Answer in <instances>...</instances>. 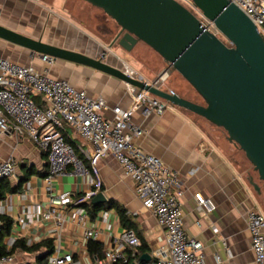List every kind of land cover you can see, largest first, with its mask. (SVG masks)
<instances>
[{"label":"crops","instance_id":"crops-1","mask_svg":"<svg viewBox=\"0 0 264 264\" xmlns=\"http://www.w3.org/2000/svg\"><path fill=\"white\" fill-rule=\"evenodd\" d=\"M67 1L0 0V23L58 46L93 57L104 56L106 62L125 73L148 80L169 68V64L153 48L156 53L152 56L153 70L136 59L132 60L129 55L117 53L110 48L118 28L116 21L112 23L104 17L99 26L104 35H100L92 31L87 22L71 16L65 7ZM0 56L33 66L39 71L47 69L51 77L67 80L90 96L103 99L109 106L103 115L110 120L114 118L115 106L130 108L133 105L134 93L139 89H133L129 83L119 78L79 63L56 59L53 64L48 65L40 59L39 53L1 38ZM161 89H172L180 96L200 103L192 92L188 90V95L184 96L169 81ZM35 100L41 103L40 96H36ZM133 121L146 129V133L137 138L136 143L145 152L159 157L178 172L181 188L185 192V228L190 238L203 244L207 264H255L248 215L252 211L264 214V186L259 174L247 166L249 160L245 152L229 140L225 129L173 104L161 115L152 114L146 117L142 111H136ZM65 133L71 140L76 141L77 154L83 156L82 159L86 160L85 164L91 170L88 154L92 152V145L80 135L74 134V130L68 125L63 131ZM11 156L17 162L16 173L0 183V195H4L0 202L11 205V210L2 216L10 217L14 221L11 233L5 237L4 242L11 248L17 240L23 239L27 245H32L51 239L55 249L54 237L48 233L47 224L41 215L34 216L25 226L16 219L24 205L38 203L42 209L48 207L49 192L45 181L49 173L48 154L30 136L7 132L0 136V162ZM99 169L104 180L101 192L105 193L108 200L114 199L127 209V213L136 223L134 232L141 242L144 240L149 244L148 253L152 256L153 247L158 245L160 238L165 237L164 229L152 211L144 206L137 195L135 182L126 175L124 167L113 154L100 160ZM25 177L27 180L22 183L20 190L11 192L10 188L19 186ZM251 178L261 186L260 192L251 183ZM54 188L56 191H71L78 198L84 195L90 185L83 177L68 174L56 177ZM197 194L211 199L216 204V209L211 212L200 211ZM87 215L88 220L84 227L71 220L65 223L61 246L63 252L73 253L72 264H90L97 256L103 255H92L89 249L90 240L98 241L105 247L110 232L124 230L116 209L101 210L95 218L88 211ZM87 228L97 229L98 238H86ZM46 252V247L38 251L18 248L12 254L11 262L0 261V264H37L38 256ZM218 255L221 256V261L217 260Z\"/></svg>","mask_w":264,"mask_h":264},{"label":"built area","instance_id":"built-area-1","mask_svg":"<svg viewBox=\"0 0 264 264\" xmlns=\"http://www.w3.org/2000/svg\"><path fill=\"white\" fill-rule=\"evenodd\" d=\"M177 1L190 9L206 30L219 37L222 35L215 23L204 15L193 0ZM231 1L251 18L264 37V0ZM40 59L48 65L56 60L41 54ZM172 69L169 65L168 69L151 80L140 77L147 84L162 88ZM130 86L135 89V86ZM169 92L176 93L172 89ZM36 96L41 97V103L35 100ZM171 106L172 103L168 100L139 88L134 93L133 105L130 108L115 106L114 118L110 120L103 115L109 108L103 99L90 96L67 80L51 77L47 69L39 71L33 66L0 56V136L7 132L28 135L48 154L49 173L45 178L49 192L48 207L42 209L38 203L24 205L16 218L25 226L34 216H42L48 233L54 237L55 242V249L45 264L74 262L73 253L63 252L61 246L65 223L71 220L79 226L86 225L87 210L81 204L90 202L101 192L104 180L99 163L109 154L117 158L126 175L133 179L138 197L152 211L165 231L164 239L160 238L158 245L153 247L152 258L147 264H207L203 244L190 238L185 228V192L181 188L178 172L159 157L145 152L136 143V139L143 136L146 129L133 121L134 113L142 111L146 117L161 115ZM67 125L72 127L74 134L80 135L92 145V152L88 154L91 170L79 157L75 146L65 139L63 131ZM16 169L14 157L1 161L0 183L14 176ZM68 174L81 176L90 185L84 195L75 198L71 191L55 190V178ZM28 188L29 184L26 185V189ZM196 200L200 211L211 212L216 209V204L211 199L197 194ZM9 210L10 204L0 202V230L3 224L1 216ZM104 217H107L106 214ZM248 227L252 237L254 263L264 264V214L250 212ZM85 236L97 239L99 232L95 228H87ZM141 243L139 236L131 229L110 232L103 255L97 256L90 264L126 261V250H137ZM216 258L221 261V256ZM12 260V255L0 256L1 262Z\"/></svg>","mask_w":264,"mask_h":264},{"label":"water","instance_id":"water-1","mask_svg":"<svg viewBox=\"0 0 264 264\" xmlns=\"http://www.w3.org/2000/svg\"><path fill=\"white\" fill-rule=\"evenodd\" d=\"M102 9L118 28L110 44L130 52L144 42L178 71L203 98L197 103L147 84L104 60L15 31L0 23V38L34 53L79 63L119 78L185 108L225 129L253 164L264 186V37L231 0H193L224 37L206 30L177 0H85ZM260 192L261 186L251 178ZM99 192L92 203L107 202ZM152 258L145 253L139 261ZM132 264H140L133 262Z\"/></svg>","mask_w":264,"mask_h":264},{"label":"trees","instance_id":"trees-1","mask_svg":"<svg viewBox=\"0 0 264 264\" xmlns=\"http://www.w3.org/2000/svg\"><path fill=\"white\" fill-rule=\"evenodd\" d=\"M64 137L68 142L72 143L76 147V141L71 140L70 137H68L66 133L64 134ZM76 151L78 153L77 148H76ZM79 157L81 159L83 158L81 154H79ZM83 161L86 162V160H83ZM26 180L27 178L25 177L23 178L19 186L10 188L11 192H16L20 190L22 183H24ZM3 198H4V195L1 194L0 199H3ZM81 206H83L88 211L89 215L92 218H95L101 210L116 209L119 214L120 223L123 226V228L132 229L133 231H135V226H136L135 221L132 219L131 216H129V214L127 213V209L121 206L114 199H110L106 203H97V204L92 203V201L84 202L81 204ZM1 219H2L3 224L0 230V256L12 255L15 252V250L18 248H22L26 251H38V250H41L43 247H46L47 252L42 253L38 256L37 264H45L47 262L49 256L54 251L53 240L47 239L37 244L27 245L26 241L22 239V240H17L11 248H8L4 240L6 236L10 235L14 221L12 218L7 217V216H1ZM103 248L104 246L102 243L95 241V240H90L89 249L92 255H102ZM149 250H150L149 244H147L146 241L143 240L141 243V246L137 250H133L130 248L126 250V257H127L126 261H119L113 264H132L135 261H139L140 257L143 254L148 253ZM139 263L147 264V262L145 261H139Z\"/></svg>","mask_w":264,"mask_h":264},{"label":"rangeland","instance_id":"rangeland-1","mask_svg":"<svg viewBox=\"0 0 264 264\" xmlns=\"http://www.w3.org/2000/svg\"><path fill=\"white\" fill-rule=\"evenodd\" d=\"M48 1H50V0H48ZM79 2H80V5H79ZM65 7H66V9H68V11H70V14L72 17H74L76 19H80L84 22H87L90 29L92 28L91 29L92 31H95L96 33H98L100 35H104V33H102L101 30L99 29L101 21L103 20L104 17L109 19L110 22H112V23L115 22V20L113 21V19H111L110 16H108L102 9H98L97 7L93 6L92 4L88 3L85 0H68L66 2ZM116 26L118 27L117 23H116ZM220 38L225 43H227V45L232 46L231 42L226 37L221 35ZM110 41L111 40H109V42ZM112 49H114V51H116L117 53H124L127 56L128 55L131 56L132 60H135V59L138 60L141 64H144L145 66H147L151 70H153V68H154L152 56L156 53H154L155 51H153V49L145 43H138L134 47V49L130 52H126L117 44L114 45V47ZM168 81L182 95L187 96L188 90H189L190 92H192V94H194V96L198 99V101H200V103H202V104L204 103L203 99L199 96V94L193 88V86L178 71L172 69L170 71ZM246 164H247V166L250 167L251 170L254 171V167L251 163H249V161ZM255 174H256V176L258 175L257 173H255Z\"/></svg>","mask_w":264,"mask_h":264}]
</instances>
